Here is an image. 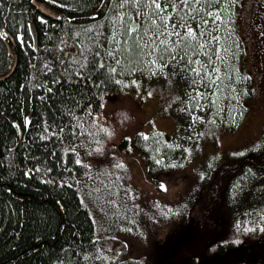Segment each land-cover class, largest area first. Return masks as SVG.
I'll return each instance as SVG.
<instances>
[{"label":"trees","instance_id":"16d2710c","mask_svg":"<svg viewBox=\"0 0 264 264\" xmlns=\"http://www.w3.org/2000/svg\"><path fill=\"white\" fill-rule=\"evenodd\" d=\"M31 1L0 0V74L11 64L4 40L15 41L18 58L0 81V264H160L153 245H140L162 232L168 243L159 251L180 252L186 264L264 258V134L221 164L190 167L248 113L244 0L183 8L167 31L186 21L196 36L182 38L177 27L181 36H161L168 51L153 56L143 48L147 37L137 47L136 34L126 33L132 19L140 36H152L136 7L49 0L59 17L42 19ZM151 95L164 97L173 133L146 132L143 102ZM133 158L145 165L140 184ZM131 244L146 259L129 258Z\"/></svg>","mask_w":264,"mask_h":264},{"label":"rangeland","instance_id":"374dc122","mask_svg":"<svg viewBox=\"0 0 264 264\" xmlns=\"http://www.w3.org/2000/svg\"><path fill=\"white\" fill-rule=\"evenodd\" d=\"M242 28V35L247 44L246 67L252 76L253 88V97L248 102V113L238 130L234 133L224 132L217 134L215 144L213 142L208 143L201 149V152L192 159L190 164V167L195 171H201L207 163L213 162L218 165L228 160L229 157L248 151L264 134V0H244ZM163 102V96L155 95H151L144 100L143 110L147 120H149L146 132L153 128L171 134L177 129L175 118L172 116L166 117L162 114L161 105ZM139 158L129 159L128 164L134 171L135 181L140 184L142 182L140 177L143 176L142 168L145 165L142 164L143 162ZM260 200L264 202V198ZM193 216L195 218L198 217L195 213H193ZM217 228L222 232V227L218 225ZM214 234L215 232H213V237L216 236ZM217 236L214 239L215 241H223V238ZM177 239L182 241L184 238L180 236ZM155 241L158 243L156 246L154 245ZM159 243L163 246L162 248L168 243V237L163 235V232L153 238L152 236L148 239L145 238L140 246L153 245L152 250L155 251L156 258L160 259V264L166 260L171 264H186L183 260L184 257L180 259L178 256L180 252H174L173 250L172 256V253H170L171 249L166 248L159 251ZM132 245H130V252L127 256L139 261L146 259V252L144 253L142 250L138 252L135 250L136 247L134 248ZM142 264L145 263L143 262Z\"/></svg>","mask_w":264,"mask_h":264},{"label":"snow or ice","instance_id":"6c2138e0","mask_svg":"<svg viewBox=\"0 0 264 264\" xmlns=\"http://www.w3.org/2000/svg\"><path fill=\"white\" fill-rule=\"evenodd\" d=\"M201 0H120L119 7L123 8L126 5H131L133 7L137 8V16H145L146 21H150L149 30L152 31V36H148V31H144L143 36H140V25L136 24L134 20L128 19L125 23L126 27V33L128 35L136 34L137 41L134 43L137 47H139L138 41L140 39H143L144 37H147V41L143 45L144 49H148L147 55L153 56L157 51L161 52H167L168 47L166 46V40H160L159 38L161 36L169 37V36H177L180 37L181 33L177 31V27L185 29V35L182 38L187 37H195L196 33L193 29H191L190 26H188L187 22L177 25L176 23L171 24L172 31L168 32L167 28L169 27V22L172 21L173 17L176 15L177 12H180L183 10V8H192L193 4H200ZM141 6L148 9V13H143L141 10ZM169 8H172L173 11L169 13ZM195 11V9H192ZM216 15L217 19H219L218 14ZM119 19L123 20L124 17L121 16ZM183 19V16L181 17ZM159 41V43H157ZM173 44L176 43V41L172 42ZM150 45H154L153 47H149ZM160 45H165L163 49L160 48ZM143 50V49H142ZM109 55H112V53H109ZM163 57L162 55L157 57V59L150 60L149 63L152 65H156L159 60H161ZM172 59H176L175 56H172ZM119 63V61H117ZM166 64H160L159 70H163L164 67H166ZM101 67H104L103 64H101ZM112 71H115V69H112ZM155 74V73H154ZM117 83H120V81H117ZM127 86V85H125ZM145 139L148 137L145 136ZM161 190L166 191L165 185H160Z\"/></svg>","mask_w":264,"mask_h":264},{"label":"water","instance_id":"95a60500","mask_svg":"<svg viewBox=\"0 0 264 264\" xmlns=\"http://www.w3.org/2000/svg\"><path fill=\"white\" fill-rule=\"evenodd\" d=\"M37 5V8L43 12L46 16L48 17H51V18H56L57 17V13L55 10H52L51 8H49L46 4H44L43 2H37V1H34ZM31 29H32V33H33V36L34 38L36 39V30H35V27L33 24H31ZM9 53L11 55V59H12V63H11V67L9 69V71H7L6 73L4 74H0V81L8 78L14 71V68L18 62V58L15 54V51H14V47H9Z\"/></svg>","mask_w":264,"mask_h":264},{"label":"flooded vegetation","instance_id":"af4514ba","mask_svg":"<svg viewBox=\"0 0 264 264\" xmlns=\"http://www.w3.org/2000/svg\"><path fill=\"white\" fill-rule=\"evenodd\" d=\"M34 1H37V2H43L44 4H46L49 8H51L52 10H55L56 13H58V11L53 7V5L49 2V0H32V4L37 8V5ZM37 10L40 12L41 14V18H49L48 16H46L43 12H41L38 8ZM59 15V13H58ZM51 18V17H50ZM58 17H56L57 19ZM2 31V30H1ZM0 31V32H1ZM246 257L249 258L250 257V253H248V251L246 252ZM244 255V256H245ZM219 264H229V262H220ZM231 264H238V263H231ZM247 264H264V258L263 256H257V258L255 259V262H248Z\"/></svg>","mask_w":264,"mask_h":264},{"label":"bare ground","instance_id":"6f19581e","mask_svg":"<svg viewBox=\"0 0 264 264\" xmlns=\"http://www.w3.org/2000/svg\"><path fill=\"white\" fill-rule=\"evenodd\" d=\"M57 17H59V15H58V13H57ZM31 24H33L34 25V23L32 22V23H30V32H31V34H32V36H33V33H32V29H31ZM69 24V23H68ZM35 27V26H34ZM36 29V28H35ZM2 33H6V31H5V29H3L1 32H0V34H2ZM31 36V37H32ZM33 40H34V45L36 46L37 45V31H36V39L34 38V36H33ZM5 42H6V44H7V47H8V51H9V47L11 46V47H14V50H15V41L13 40V41H11V43H9V42H7V40H4ZM9 55H10V53H9ZM10 57H11V55H10ZM11 63H12V59H11ZM10 67H11V64H10V66H9V69H10ZM16 67V66H15ZM9 69L7 70V71H9ZM6 71V72H7ZM6 72H4V73H6ZM4 73H1V74H4ZM214 107V106H213Z\"/></svg>","mask_w":264,"mask_h":264}]
</instances>
